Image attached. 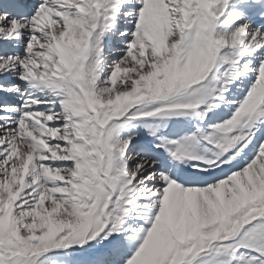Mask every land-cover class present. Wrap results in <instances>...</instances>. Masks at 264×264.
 Returning <instances> with one entry per match:
<instances>
[{
  "label": "snow or ice",
  "instance_id": "1",
  "mask_svg": "<svg viewBox=\"0 0 264 264\" xmlns=\"http://www.w3.org/2000/svg\"><path fill=\"white\" fill-rule=\"evenodd\" d=\"M0 264H264V0H0Z\"/></svg>",
  "mask_w": 264,
  "mask_h": 264
}]
</instances>
